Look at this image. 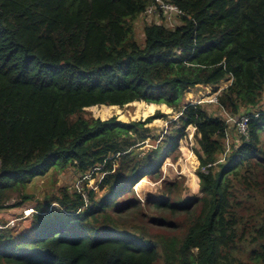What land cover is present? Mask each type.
<instances>
[{
    "label": "trees",
    "instance_id": "16d2710c",
    "mask_svg": "<svg viewBox=\"0 0 264 264\" xmlns=\"http://www.w3.org/2000/svg\"><path fill=\"white\" fill-rule=\"evenodd\" d=\"M162 1L180 23H147L139 42L155 0H0V212L51 170L100 175L103 191L62 188L1 229L0 264H264V0ZM231 80L215 111L183 106ZM132 103L143 120L110 118ZM159 105L181 114L162 139ZM244 114L246 134L228 123ZM189 126L200 196L163 180L142 202Z\"/></svg>",
    "mask_w": 264,
    "mask_h": 264
},
{
    "label": "rangeland",
    "instance_id": "374dc122",
    "mask_svg": "<svg viewBox=\"0 0 264 264\" xmlns=\"http://www.w3.org/2000/svg\"><path fill=\"white\" fill-rule=\"evenodd\" d=\"M161 18L162 17H158V14H151L149 16L141 17L136 22L135 33L139 42H143L144 40L143 29L144 25L147 23L163 22L167 27H175L180 23V20L176 18L172 19L171 21H167L166 19L162 20ZM232 82L233 80L221 82V84L217 86L218 92L215 91V88L213 87H200L193 89L191 92L186 94L183 106L188 104H202L203 106H207L210 112H213L217 109L214 104L216 102V96H218L222 90L229 87ZM134 105L135 104L132 103L122 109L119 108V115L114 112L110 118L115 116L122 122L126 123L143 120L137 119L138 117L136 116V112L138 108ZM162 106L166 105L157 106V109L149 115V117L153 116L157 111L167 115L166 119H158L149 124V127L152 129V136L160 139H162V136H164L166 133H174L177 129H179V125H172L175 123L174 121L177 120L178 114L174 113L173 109L169 108L168 106H166L167 110L162 109ZM260 108H264V100L262 107ZM88 111L92 112L91 110ZM217 113H219V111H217ZM144 119H146V117ZM185 133L186 136L179 142V152L166 157L161 168L163 173L162 179L155 182L153 179L145 177L141 180L139 186L136 188L137 197L142 202L152 195H159V191L163 188V180H168L172 183H182L180 188L183 191L184 199L186 195H189L190 197L200 196V179L197 175V170L200 167V160L196 152L200 148L195 136L196 130L192 126H189L186 128ZM150 142L151 140H149L147 143ZM195 177L198 179L197 190H195L193 187ZM85 179L86 178L82 179L80 174L74 172L70 168H66L64 171L59 170L57 172H53L51 170L49 173H47V175L33 179V181L24 189V194L29 195L32 198L26 204H24V206L12 208L13 204L21 201L17 194L13 195V198L9 202V204H11V208L0 212V222H9V225L12 223L19 225L22 219L26 217H30L29 219H31L34 214L35 206L38 203H45L46 199L50 198L52 193L59 194L60 189L65 187L70 192H74L77 189L78 193L83 194L85 191L93 189L99 193V195L103 194V191L98 190L100 175L95 176V178L88 176L87 180ZM50 209L59 210L60 206L55 203ZM21 223H23V221ZM24 224L26 223H23L21 227H25Z\"/></svg>",
    "mask_w": 264,
    "mask_h": 264
},
{
    "label": "built area",
    "instance_id": "2783aa9c",
    "mask_svg": "<svg viewBox=\"0 0 264 264\" xmlns=\"http://www.w3.org/2000/svg\"><path fill=\"white\" fill-rule=\"evenodd\" d=\"M151 14L153 15L158 14V16H162L167 21H171L172 19H175L176 17L181 16L182 12L176 6L170 3H166L162 0H155V3L149 6L145 13V15L147 16ZM215 103H217V98H216ZM256 116H258V114ZM250 119H251L250 116H248L247 114H244L243 116H241V118H238V119L229 118L228 122L235 125L236 129L240 133L246 134ZM12 224L11 225L8 224L6 227H3L2 225H0V230L3 228H7L9 226L14 227L15 223H12Z\"/></svg>",
    "mask_w": 264,
    "mask_h": 264
},
{
    "label": "clouds",
    "instance_id": "9594fccd",
    "mask_svg": "<svg viewBox=\"0 0 264 264\" xmlns=\"http://www.w3.org/2000/svg\"><path fill=\"white\" fill-rule=\"evenodd\" d=\"M144 16H147V15H144ZM159 17V16H158ZM160 17H162V16H160ZM163 18V17H162ZM218 92V91H217ZM216 98H217V96H216ZM218 101V100H217ZM179 116H181V114H178L177 115V118L179 117ZM243 116V115H242ZM240 118H241V116H240ZM236 119H238V118H236ZM229 123V122H228ZM231 124V123H230ZM231 125H233V124H231ZM233 126H235V125H233ZM236 127V126H235Z\"/></svg>",
    "mask_w": 264,
    "mask_h": 264
},
{
    "label": "crops",
    "instance_id": "0c3cea01",
    "mask_svg": "<svg viewBox=\"0 0 264 264\" xmlns=\"http://www.w3.org/2000/svg\"><path fill=\"white\" fill-rule=\"evenodd\" d=\"M189 197H190L189 195H186V196H185V199H186V198H189Z\"/></svg>",
    "mask_w": 264,
    "mask_h": 264
}]
</instances>
